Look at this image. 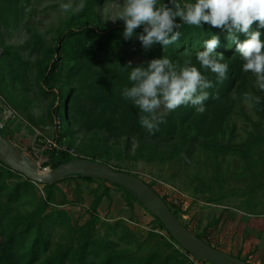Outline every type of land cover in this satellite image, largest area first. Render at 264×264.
Returning a JSON list of instances; mask_svg holds the SVG:
<instances>
[{
	"label": "rangeland",
	"instance_id": "rangeland-1",
	"mask_svg": "<svg viewBox=\"0 0 264 264\" xmlns=\"http://www.w3.org/2000/svg\"><path fill=\"white\" fill-rule=\"evenodd\" d=\"M84 2L80 9V0H0L2 136L42 174L75 158L129 173L188 232L264 264V91L239 54L222 53L223 82L201 69L213 83L204 113L182 105L149 134L139 109L121 97L130 86L124 66L162 56L199 68V51H177V42L146 50L123 39L122 21H107L122 0ZM183 27L190 39L211 37L207 24ZM245 93L258 100L246 102ZM78 263L202 264L122 188L77 178L48 189L0 163V264Z\"/></svg>",
	"mask_w": 264,
	"mask_h": 264
},
{
	"label": "clouds",
	"instance_id": "clouds-1",
	"mask_svg": "<svg viewBox=\"0 0 264 264\" xmlns=\"http://www.w3.org/2000/svg\"><path fill=\"white\" fill-rule=\"evenodd\" d=\"M84 7V0H80L79 8ZM117 20L123 23V39L135 37L146 50L153 44L167 48L176 43L184 25L218 28L235 45L243 61L242 71L251 73L255 86L264 91V39L258 30L264 29V0H184L182 4L175 0L169 4L162 0H122L119 11L107 21ZM254 22H258L256 29L252 28ZM219 44L220 36L216 34L204 40L203 50L195 55L199 68L191 61L177 67L162 56L134 67L129 61L124 66L129 70L130 86L122 89L121 97L139 109V124L149 134L159 129L167 113L182 105H192L196 112L204 113V102L209 99L206 89L213 83L201 69L216 74L217 82H223L228 74L229 66L222 62L224 55L215 51ZM244 100L258 98L245 93Z\"/></svg>",
	"mask_w": 264,
	"mask_h": 264
},
{
	"label": "water",
	"instance_id": "water-1",
	"mask_svg": "<svg viewBox=\"0 0 264 264\" xmlns=\"http://www.w3.org/2000/svg\"><path fill=\"white\" fill-rule=\"evenodd\" d=\"M0 160L10 169L22 174L34 183L54 185L67 177L79 175L118 185L135 195L157 218L172 239L198 261L210 264H249L228 253L222 252L196 235L188 232L176 219L163 199L141 179L112 167L87 159L75 158L51 168L42 174L18 149L12 146L0 132Z\"/></svg>",
	"mask_w": 264,
	"mask_h": 264
},
{
	"label": "trees",
	"instance_id": "trees-1",
	"mask_svg": "<svg viewBox=\"0 0 264 264\" xmlns=\"http://www.w3.org/2000/svg\"><path fill=\"white\" fill-rule=\"evenodd\" d=\"M211 27V26H210ZM211 29L212 30H210V35L212 36L213 34H216V35H219L220 36V44H219V46L215 49V51L216 52H218V53H224V54H229V53H233L234 51H236V47H235V45L234 44H231L230 42H228L227 41V39L225 38V36H226V34L224 33V32H221V30L220 29H218V28H212L211 27ZM179 31L181 32V36H180V38H179V40L177 41V48L175 47V49L177 50V51H179V50H182V49H178L179 48V46L181 45V44H184V46H186L185 48L186 49H189V50H194V51H202L203 50V47H204V45H203V42H204V40H206V39H209V38H207V36H209L208 34L209 33H205V36H203L205 39L204 40H199V39H197V38H195V37H192V39H194V41H192V39H190L189 37L190 36H192V34L190 33V28L189 29H186V28H184V27H182L181 29H179ZM188 31H189V37H187V36H184V35H186V33L188 34ZM206 32V31H205ZM219 32H221V33H219ZM243 35L241 34V36H240V38L242 37ZM187 38H189V40L187 39ZM195 40H197V41H195ZM191 41V42H190ZM0 163L3 165V166H5V167H7L1 160H0ZM62 163H64V161L63 162H61V163H53V164H51V168H54V167H56V166H58V165H60V164H62ZM77 178H81V179H84V180H86V181H92V180H97V179H93V178H83V177H81V176H79V175H74V176H70V177H67L65 180H68V179H77ZM98 181H100V182H103V183H108V182H106V181H102V180H98ZM109 184H111V183H109ZM55 185V184H54ZM54 185H45V187L46 188H51L52 186H54ZM111 185H113V186H116V187H120V186H118V185H114V184H111ZM120 188H122V187H120ZM125 192H127V193H130V194H132L130 191H128V190H126V189H124V188H122ZM160 222V221H159ZM160 225L163 227V225L160 223ZM164 228V227H163ZM169 235V234H168ZM169 238H170V240L172 241V242H174V243H176L173 239H172V237L169 235ZM177 244V243H176ZM178 245V244H177ZM181 248V247H180ZM182 249V248H181ZM184 252L186 253V254H188V255H190L188 252H186L185 250H184ZM201 263L202 264H204V263H207V262H205V261H201ZM79 264V263H78ZM104 264H106V263H104Z\"/></svg>",
	"mask_w": 264,
	"mask_h": 264
},
{
	"label": "bare ground",
	"instance_id": "bare-ground-1",
	"mask_svg": "<svg viewBox=\"0 0 264 264\" xmlns=\"http://www.w3.org/2000/svg\"><path fill=\"white\" fill-rule=\"evenodd\" d=\"M38 171V170H37ZM39 172V171H38ZM40 173V172H39Z\"/></svg>",
	"mask_w": 264,
	"mask_h": 264
}]
</instances>
